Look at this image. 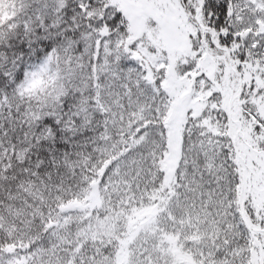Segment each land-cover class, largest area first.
Masks as SVG:
<instances>
[{
    "label": "snow or ice",
    "instance_id": "1",
    "mask_svg": "<svg viewBox=\"0 0 264 264\" xmlns=\"http://www.w3.org/2000/svg\"><path fill=\"white\" fill-rule=\"evenodd\" d=\"M0 264H264V0H0Z\"/></svg>",
    "mask_w": 264,
    "mask_h": 264
}]
</instances>
